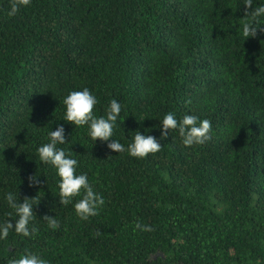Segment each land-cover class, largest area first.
Wrapping results in <instances>:
<instances>
[{
  "label": "trees",
  "instance_id": "16d2710c",
  "mask_svg": "<svg viewBox=\"0 0 264 264\" xmlns=\"http://www.w3.org/2000/svg\"><path fill=\"white\" fill-rule=\"evenodd\" d=\"M244 7L31 0L8 16L10 0H0V224L16 219L8 192L21 203L44 192L29 224L38 232L10 230L0 264L25 250L48 264H264V33L243 37ZM85 87L97 98L96 116L112 99L121 104L110 140L127 147L140 131L161 150L116 153L93 141L87 125L63 120L64 97ZM169 112L210 120L211 139L186 147L177 130L160 139ZM57 125L67 140L57 147L105 199L87 220L73 207L80 197L60 203L56 169L37 153ZM33 173L40 186H28ZM45 214L60 228H49Z\"/></svg>",
  "mask_w": 264,
  "mask_h": 264
},
{
  "label": "clouds",
  "instance_id": "9594fccd",
  "mask_svg": "<svg viewBox=\"0 0 264 264\" xmlns=\"http://www.w3.org/2000/svg\"><path fill=\"white\" fill-rule=\"evenodd\" d=\"M31 0H10V10L8 16H14L21 7L30 5ZM244 9L243 16L245 18L242 24V35L244 38L256 37L257 32L264 33V24L258 20L264 15V5L253 8V0H243ZM98 101L88 88L80 91H71L63 99L65 112L63 120L79 127L88 126V135L93 141L97 139L107 142V148L116 152L127 153L135 158H145L149 154H155L162 148V144L158 142L153 135H145L140 131L133 132L131 142L125 147L117 139L110 140L113 137V129L115 123L120 116L121 104L112 99L105 110V115H94L93 109ZM144 118V117H143ZM142 118V119H143ZM160 139H165L169 135L170 130H177L182 139V143L186 147L194 144H204L211 139L212 131L211 121L208 119H198L195 115H184L181 119H177L174 113H166L160 120ZM48 143H44L37 148L39 159L43 163L51 164L56 169L59 177V201L67 206L73 202V198L80 197L73 203L76 215L81 220H87L90 216L99 215V210L105 204L104 197L93 190V186L89 183L87 174L76 173L78 161L71 158V153H66L63 148H58V144L67 142L65 138V129L63 125H57L54 131L48 132ZM28 186H40L43 182L37 179V175L30 174L27 177ZM42 189V188H41ZM44 192L39 197L25 196L23 202L17 201V192H8L5 200L10 209L14 210L15 222L6 219L0 224V240H7L9 231L14 230L16 234L24 237H30L38 232L35 226L29 228L30 221L34 219L33 205L37 204L43 197ZM9 217L12 213L8 214ZM42 219L51 229H59L60 221L55 216L43 215ZM135 228L141 231L151 232L153 228L150 225L137 222ZM97 230V235H99ZM7 264H48V261L41 256L25 250L18 258H12Z\"/></svg>",
  "mask_w": 264,
  "mask_h": 264
}]
</instances>
